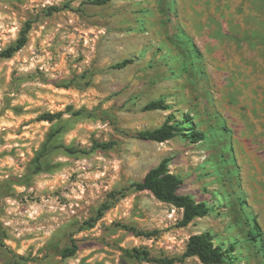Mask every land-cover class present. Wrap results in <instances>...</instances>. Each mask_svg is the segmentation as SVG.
Masks as SVG:
<instances>
[{"label":"rangeland","instance_id":"rangeland-1","mask_svg":"<svg viewBox=\"0 0 264 264\" xmlns=\"http://www.w3.org/2000/svg\"><path fill=\"white\" fill-rule=\"evenodd\" d=\"M28 23L25 47L0 58V264H158L126 250L181 257L203 232L235 245L233 264H264V0H0V52ZM159 98L168 110H146ZM170 114L205 138L185 124L137 137ZM167 158L179 192L212 206L186 226L183 208L130 188Z\"/></svg>","mask_w":264,"mask_h":264},{"label":"trees","instance_id":"trees-1","mask_svg":"<svg viewBox=\"0 0 264 264\" xmlns=\"http://www.w3.org/2000/svg\"><path fill=\"white\" fill-rule=\"evenodd\" d=\"M108 1L109 0H95L96 3H106ZM53 10H60V8L58 6L50 7V11L52 12ZM30 29L31 23H28L26 28L22 30L17 41L0 52V58H12L18 51L25 47L28 42V32ZM131 62H133L132 59H125L118 62L116 67L124 68ZM145 108L146 110H168L170 107L166 104L165 98H159L149 102ZM79 112L80 111H77V113ZM63 114L64 112L62 111L56 113L46 112L41 115V120L55 121L62 118ZM182 124L187 126L183 134L190 142L198 143L205 138L204 132L197 129L191 117L185 116L183 121H179L176 120L174 114H170L166 122L160 127L145 129L138 132L137 137L145 140L164 142L174 138L177 131L181 130ZM114 144V141L104 143L97 142L95 146L108 148ZM69 150L73 151V149ZM169 161V158L162 160L159 165L151 168L141 181L132 183L130 188L141 191L150 190L160 201L183 208V218L180 224L181 226H186L198 217L207 216L211 212L212 206L206 201H197L193 196L181 194L179 192L183 184V179L180 175L171 172ZM109 207L110 205L108 203H104L99 208L98 216L87 221L89 226H94V222L102 217ZM247 224L250 226L248 230L250 239L257 242L259 237L262 236L260 224L256 220H254V225L248 221ZM124 227L138 235H151V233L138 231L135 227H129L127 225H124ZM0 243L6 246L1 237ZM79 248L77 239H72L71 245L63 249L62 255L65 259L74 256ZM234 248V244H229L227 246H225V244H216L214 242V236L210 232H203L194 234L190 237L186 250L181 257H155L148 249L141 247H134L131 250H126V254L137 260L158 264H175L176 262H183L188 257H198L204 264H233L237 258L234 253ZM23 258V256L15 254L13 262L8 264H21L20 259Z\"/></svg>","mask_w":264,"mask_h":264}]
</instances>
